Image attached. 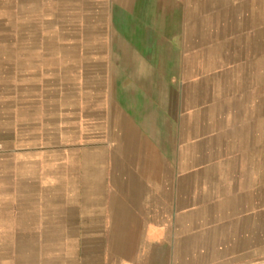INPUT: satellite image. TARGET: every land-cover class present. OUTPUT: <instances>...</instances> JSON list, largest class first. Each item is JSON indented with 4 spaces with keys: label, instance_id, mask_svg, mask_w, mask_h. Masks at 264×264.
<instances>
[{
    "label": "rangeland",
    "instance_id": "obj_1",
    "mask_svg": "<svg viewBox=\"0 0 264 264\" xmlns=\"http://www.w3.org/2000/svg\"><path fill=\"white\" fill-rule=\"evenodd\" d=\"M134 77L148 111L132 95ZM124 81L123 106L177 167L179 195L192 184L172 264H264V0H0V264H58L57 248L73 258L80 245L73 223L66 241L44 232L32 200L15 214L12 187L24 200L34 177L47 183L57 153L13 160L16 111L51 125L60 111L66 127L93 85L111 82L112 96Z\"/></svg>",
    "mask_w": 264,
    "mask_h": 264
},
{
    "label": "crops",
    "instance_id": "obj_2",
    "mask_svg": "<svg viewBox=\"0 0 264 264\" xmlns=\"http://www.w3.org/2000/svg\"><path fill=\"white\" fill-rule=\"evenodd\" d=\"M128 80L129 86L133 85L132 95L141 98L139 109H152L144 98V86L135 77L133 83ZM109 87L111 82L101 92L93 85L91 102L86 105L79 101L73 108L74 120L66 127L61 125L60 111L61 119L55 125L42 117L20 120L15 117L16 111L9 154L13 160L19 162L21 154L40 150L44 156L50 148L57 153L47 183H36L34 177L25 186L32 190L26 191L24 200L21 186L12 187L15 214H21L20 205L25 203L28 208L32 200L40 208V213L34 210L33 214L41 218L42 230L61 241L67 239V223H73L72 239L79 241L78 252L67 258L65 251L57 248L54 255L58 264H172L177 254L173 251V230L178 211L184 208L186 215L193 208L192 184L190 194L179 195L177 167L170 169L168 162L163 163L159 142L143 133L142 121L130 119V109L123 106L124 94L131 95L129 89L124 91L125 81L122 92L112 96ZM95 89L96 96L105 95L106 100H94ZM77 91L84 94L83 88L77 87ZM101 103L105 107H99ZM64 133H71L73 139L64 137ZM51 134L57 141L53 145L47 144ZM47 159L50 161V156ZM71 169L74 171L69 172ZM107 239L113 241L108 251Z\"/></svg>",
    "mask_w": 264,
    "mask_h": 264
}]
</instances>
